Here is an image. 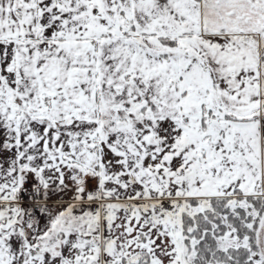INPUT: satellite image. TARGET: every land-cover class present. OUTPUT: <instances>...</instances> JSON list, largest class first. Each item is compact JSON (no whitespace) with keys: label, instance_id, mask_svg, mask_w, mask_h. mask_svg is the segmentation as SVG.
<instances>
[{"label":"snow or ice","instance_id":"snow-or-ice-1","mask_svg":"<svg viewBox=\"0 0 264 264\" xmlns=\"http://www.w3.org/2000/svg\"><path fill=\"white\" fill-rule=\"evenodd\" d=\"M0 264H264V0H0Z\"/></svg>","mask_w":264,"mask_h":264}]
</instances>
